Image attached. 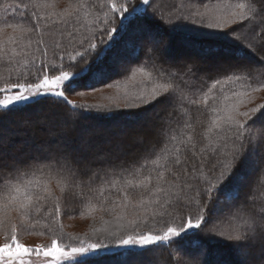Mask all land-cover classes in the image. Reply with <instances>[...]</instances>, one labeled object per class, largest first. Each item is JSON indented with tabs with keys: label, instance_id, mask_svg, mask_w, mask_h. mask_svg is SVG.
I'll return each instance as SVG.
<instances>
[{
	"label": "snow or ice",
	"instance_id": "1",
	"mask_svg": "<svg viewBox=\"0 0 264 264\" xmlns=\"http://www.w3.org/2000/svg\"><path fill=\"white\" fill-rule=\"evenodd\" d=\"M155 3L77 0L56 10L53 0H13L0 14V33L11 30L6 41L0 40V66L7 69L6 76L0 74V228L9 229L6 242L0 244V264H26L25 257L41 259L42 264H108L112 257H120L122 264H153L147 257L155 247L172 249L169 264H184L185 258L224 264L212 259L206 244L196 253L189 251V230L205 228L207 235L227 239L238 252H258L264 264V102L256 96L264 93V0H236L197 11L193 15L199 21L188 17L192 24L213 30L203 35L220 44L212 49L219 53L213 69L163 59V34L184 26L186 17L166 20ZM82 11L95 14L96 31L91 35L78 31ZM129 32L145 43L143 63L151 68L138 69L149 78L144 89L122 109L116 105L128 124L151 132L152 139L143 131L133 138L137 155L132 160L125 158L129 145L124 141L107 149L83 139L74 145L71 132L91 107L69 99L81 87L95 91L98 84L107 83L99 66L118 43L115 37ZM73 44L76 47L69 50ZM213 71V89L218 84L239 87L223 96L228 103L213 108L217 115L199 139L191 134L183 139L178 127L191 125L180 123L175 113L195 78ZM202 99L207 105L208 95ZM61 107L69 110L70 127L67 120L62 128L52 122V117L63 115ZM104 111L112 113L113 108ZM17 116L25 119L16 121ZM6 123L46 127L55 138L33 142L30 150L16 154L2 127ZM213 139L218 140L215 147ZM117 185L120 194L113 200L109 190ZM225 195L234 199L224 215L213 216ZM176 210L194 212L195 218L184 222L181 217V223L169 224L166 218ZM94 213H101L102 220L110 218L111 227L103 235L75 246L60 243L66 235L62 217ZM225 221L228 226L221 228ZM161 222L166 224L161 232L140 231ZM41 226L44 234L51 231L56 237L50 245L28 247L19 242L18 229Z\"/></svg>",
	"mask_w": 264,
	"mask_h": 264
},
{
	"label": "trees",
	"instance_id": "2",
	"mask_svg": "<svg viewBox=\"0 0 264 264\" xmlns=\"http://www.w3.org/2000/svg\"><path fill=\"white\" fill-rule=\"evenodd\" d=\"M183 1L189 2V3H195L198 6H208L214 3L218 2H224V1H236V0H156V3L154 5L155 8L159 9V14L162 15L164 18L172 19L175 16H181L183 14L182 9H180V4L183 3ZM27 3L28 0H25ZM93 2H102V0H93ZM13 3V0H0V14L3 13L4 9L8 7L9 4ZM151 3V0H150ZM151 11V9H150ZM194 11V9H192ZM84 11H82L83 14ZM197 12V11H196ZM196 16L193 15L192 19H196ZM102 18V15L100 19ZM102 20V19H101ZM89 23L93 27L92 32L91 30L85 32L86 35H91L94 31H96V23L95 20V14L89 15L88 19ZM83 26L81 24H78V30H81L84 27V22L82 20ZM88 23V24H89ZM118 26V25H117ZM165 28L168 27V25H163ZM185 26V25H184ZM85 28V27H84ZM180 28V27H178ZM187 29V28H184ZM183 28L175 29V31L171 32H165L163 35L165 38H170L171 40L169 44L167 45H161V50L166 49L163 54V59L170 62H182L186 59H183L180 55H176L177 53L174 51L176 48V43L179 40L180 43L187 44L190 49L197 51V55L202 56L205 60L206 67L203 65V63L196 62L200 65H202L205 68L213 69L216 62L217 57L219 56V53L212 51V49L220 47V44L218 42H215L211 40L210 38H204L202 36L193 35L190 31V33L187 30H184ZM81 30L80 33L82 32ZM187 31V32H186ZM83 33V34H85ZM133 35L132 32H129L128 34L124 35L123 38L121 37H115V39L118 41L116 46L113 48L112 53L107 58L108 60H111L112 57L115 56H125L128 57L127 59V68L129 69H139L141 67L145 68L146 71H151V68L143 63V48L145 46V43L137 36V39L130 38ZM136 36V35H135ZM131 40L134 43V46H131L130 49H128L125 44ZM177 40V41H176ZM49 43H51L49 41ZM203 46V47H201ZM76 47L75 44L70 46L71 48ZM139 51V55H137V50ZM207 50L206 52L204 50ZM191 52V50H190ZM122 53V54H121ZM51 58V53L50 57ZM122 58V57H121ZM120 58V59H121ZM168 58V59H167ZM107 59L104 61L103 64L107 61ZM75 63V62H72ZM85 65H81L80 67H84ZM101 66V65H100ZM99 66V67H100ZM167 66V65H166ZM108 71V70H107ZM118 77L117 74H112L104 79L106 81H111L116 79ZM89 78H92L91 76ZM123 78V76L120 77V79ZM216 78L215 72H211L208 75H202L197 78H195L194 82L192 83L190 89L186 93V99L184 104L177 110L175 115L179 118L180 123L187 122L191 125V127H178V132L181 135V138L187 139L188 135H193L195 139H199L203 132L206 129V126L208 123L211 122L213 118L217 115L216 112L213 111V108H221L223 104L228 103V101H225L223 99V96L225 94L231 95V93L228 91V89L232 87H239V85H231V84H218L216 88H212V83L214 82V79ZM120 79H116L119 80ZM222 79V77H221ZM115 80V81H116ZM84 88V87H81ZM85 89V88H84ZM207 94L209 99L207 105L203 103V96ZM197 101L196 103H193L192 101ZM78 105L77 103H73ZM151 107V105H149ZM55 111V109H53ZM60 112L63 113L62 116H59L62 119H67L68 121H71V124L73 121L69 118V110L66 108L61 107L59 109ZM120 111V110H119ZM119 111L112 113V114H96L95 112H90L87 114V118L80 120L76 124V130L71 132L70 138L72 139L73 143L79 144L81 139L91 141L94 144L98 143H104L108 144V146H104L103 148H108L111 146V144H115L118 141H124L129 146L124 150L125 158L128 160H132L137 155L136 146L132 144V140L134 137L138 136L140 132H145L148 139H152L151 132L148 130L147 127H141L138 126V128H134L135 124H128L122 116L119 115ZM16 121L23 120L22 116H17L14 118ZM6 130V135L8 137V141L11 142L12 147L16 144H20L19 147H17L16 150H13L16 152V154H19L21 151H28L31 148V145L33 142L39 144L42 142H48L55 138L51 131H47L46 133H41L37 140H32L30 143L24 144L26 136H28L29 129L28 126L23 125V127H18L17 124H8L2 126ZM121 129V130H120ZM138 129V130H135ZM100 132H95V131ZM12 133H18L15 136H12ZM119 135V136H116ZM105 138H107L105 140ZM35 139V138H34ZM24 140V141H22ZM7 143V142H6ZM154 143H159V141H154ZM218 140L213 139L211 141V147L217 146ZM201 145L200 147H202ZM12 150V148H11ZM211 148H209V151ZM157 151H159V148H157ZM190 154V153H189ZM119 188L120 185H117L116 188H110L109 190V196L113 200H118L119 196ZM56 195L59 196V191L56 192ZM264 195V194H262ZM234 199V195L231 197L229 195L222 196L220 198L221 201H223L224 204L229 205L226 201ZM63 203V201H62ZM51 205H49L50 207ZM95 214L102 215L101 213H94L91 216H94ZM189 216H192V218H195L194 212H189L187 210H176L172 217L166 218L171 224L174 222L175 224L181 223V217H183L184 222L187 221ZM74 218H81L80 221H86L87 217H90L89 215H75ZM62 219V218H61ZM156 225L158 228H165L166 224L164 222L158 223V224H152L147 225L143 227H155ZM204 226L202 225V228ZM207 231L208 229L205 228ZM204 229V230H205ZM64 233L66 234L62 238H60L61 242L66 244L67 246H75L79 243L80 240L87 239L85 237L81 236H74L71 235L69 232L63 229ZM29 235L41 237V238H56L52 235L51 231L48 232V234H44V228L38 227L34 231H28ZM230 242H224L222 240H212L205 236L203 232H201L199 229H191L189 230V234L187 235L186 244L188 245L189 251L192 253H196L198 248H202L203 245L206 244L207 248L211 250L212 252V259H222L224 264H244V261H250L254 264H261V258L258 252L253 253H245L241 251H236L233 248L229 247ZM155 247V246H154ZM172 249H168L165 247H155L154 254H151L147 257L148 260H151L155 264H169V252H171ZM202 258V257H201ZM26 264H35L37 263L35 260V257H33L31 260L29 258L25 257ZM42 262V261H41ZM193 264H198L197 260L192 261ZM108 264H122L120 257H112L109 258Z\"/></svg>",
	"mask_w": 264,
	"mask_h": 264
},
{
	"label": "rangeland",
	"instance_id": "3",
	"mask_svg": "<svg viewBox=\"0 0 264 264\" xmlns=\"http://www.w3.org/2000/svg\"><path fill=\"white\" fill-rule=\"evenodd\" d=\"M53 2L56 5V10H61V9L66 8L69 4H75L77 2V0H53ZM235 2L236 1H224V2L222 1V2L211 4V6L210 5L198 6L195 3H189V2L183 1V3H181L179 6L183 12V14L181 16H185L186 19L183 22V25H185V26H182L180 28H183V29L187 28L184 30H187L188 32L190 31L193 35L208 38V37L204 36L203 33L208 32V31H213V30L207 29V28H201L199 23L192 24L191 19H192L193 14L196 11L205 12L207 10L215 9L218 5H224V4L235 3ZM192 9H194V11H192ZM175 17H179V16H175ZM188 17H191V19H188ZM195 18L196 19H194V20L199 21L198 16H196ZM88 19H89V15L86 14V12H83V14L81 13V17L79 19L78 24H81V26H83V23H82V20H83L84 27H85V28L84 27L82 28L83 33L87 32L89 29L92 32L93 27H89L91 25H90ZM101 19H103V16ZM165 19L171 20V19H169V17L165 18ZM165 25L167 26V24H165ZM180 28H177V29H180ZM193 28H195L196 31L190 30ZM81 30H78L79 33L81 32ZM8 35H11V30H7L4 33H0V40L6 41L8 38ZM130 38L136 40L137 35L135 36V34H133ZM45 39L48 42L49 41L51 42L50 36L45 35ZM57 39H59V36H57ZM170 40H171V37L170 38L164 37V43H162L161 45H164L166 43L168 45ZM132 41L133 40H131V41L128 40V42L125 44V46L128 49H130L131 46H134V43ZM175 46H176V48L174 49V51L177 53L176 55H180L183 59H186L188 61L203 63V65L206 67L205 61H207V60H205L202 56L197 55L196 54L197 51L190 49V47L187 44L180 43L178 40ZM201 47H203V46H201ZM190 50H191V52H190ZM50 53H51V50H49V57H50ZM37 59H39V56H37ZM127 59H128V57H125L122 54V56H120V57L115 56V57H112L111 60L107 59L105 64H102L100 66V68H102L104 70V78L109 76V75H112V74H117L118 77H116V79H120V77L123 76V78H121L120 81L114 79L111 81H107L106 84H98L95 91L80 88L77 94L69 95V99L72 100L73 103H77L78 105L90 106L91 112H95L96 114L98 113V114L107 115V114L115 113V112L120 110V109L116 108L117 104L120 105V108L122 109L123 105L131 97L135 96L137 92L144 89L146 82L149 79L148 77L141 74L138 69H129V67L127 68V65H128ZM0 74L6 76L7 75V69L0 66ZM256 96H257L258 102H264V100L259 99L260 97H264V93H258V94H256ZM108 107L113 108L112 113H108V112L104 111V109H106ZM49 115L51 116V113H49ZM23 119H25V118L23 117ZM65 120H67V119H62L60 117H52V122L54 124H57L58 128L63 127ZM67 122H68V125L70 127L71 121L67 120ZM25 125L28 126L30 134H28V136L24 137L26 139L24 144L30 143L32 140L36 141L37 137L41 133H46L47 131H51L49 128H46V127L41 129V128H34L29 124H25ZM134 128H138V126L135 125V126H133V129ZM135 130H138V129H135ZM95 132H100V131L96 130ZM116 136H119V135H116ZM106 139L107 138H105V140ZM22 141H24V140H22ZM74 145H78L77 142L74 143ZM96 145H99L102 147L108 146V144L104 145V143L103 144L98 143ZM19 146H20V144H18V145L15 144L12 147V150H16L17 147H19ZM105 149H107V148H105ZM226 202L229 205H226L223 203V201H221L219 207L214 211L213 216H217V215L222 216L226 213V209L230 206L231 200H227ZM129 211H131V210L129 209ZM11 215H12L13 222L18 223V220L16 218V214L12 213ZM80 219L81 218L62 217V222H63L64 228L67 232H69L71 235H74L76 237H78V236L85 237L87 239V241H94L95 239H97L98 236L103 235V232L105 229H108L111 227V224L108 223V220L110 218L105 217L102 220L101 215H99V214H95L94 216L87 217L86 221L81 222ZM149 225H152V224L150 223ZM154 226L155 227H151V226L143 227L142 226L140 231L147 232V231L151 230L154 233H156V232H161L162 229H164V228H158L156 225H154ZM227 226L228 225H227L226 221L220 225L221 228H226ZM207 232L208 231L205 229L203 231V234L212 240L216 241V240L220 239L224 242H229L227 239L220 237L218 235H215V234L209 236V235H207ZM17 234H18L19 242L25 244L28 247L48 246L51 244V241L53 239L52 237L41 238V237L32 236V235L28 234V231H20L19 229H18ZM7 235H9V229L8 228H0V244H3L6 242L5 237ZM60 243L63 245H66L63 242H61V240H60ZM241 252L242 253L243 252L249 253L248 250H246V249L242 250ZM35 260L37 262L35 264H42L41 259L35 258ZM153 264H155V263H153ZM184 264H193V263H192V261H188L185 258Z\"/></svg>",
	"mask_w": 264,
	"mask_h": 264
}]
</instances>
